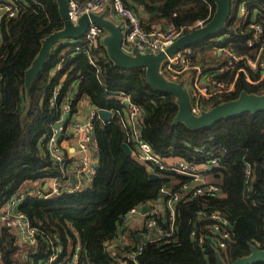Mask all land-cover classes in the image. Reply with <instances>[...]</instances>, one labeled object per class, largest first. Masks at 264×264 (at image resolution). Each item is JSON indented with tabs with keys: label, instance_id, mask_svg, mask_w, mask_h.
Listing matches in <instances>:
<instances>
[{
	"label": "trees",
	"instance_id": "1",
	"mask_svg": "<svg viewBox=\"0 0 264 264\" xmlns=\"http://www.w3.org/2000/svg\"><path fill=\"white\" fill-rule=\"evenodd\" d=\"M9 1L19 4V9L14 15L0 10V210L26 183L46 180L60 173L41 138L57 114L50 98L61 73L66 74V83L78 84V97L87 96L96 107L118 108L119 111L109 121H94L99 164L92 184L55 197H28L19 205L31 223L41 228L37 251L22 243L14 228L0 224V264H43L47 257L45 236L48 234L59 235L63 243L64 256L56 261L57 264L68 261L77 246L79 260L76 264H123L131 249L141 242L144 247L138 257L140 264H217L216 249L221 250L230 264L250 252L251 242L264 247V110L222 119L211 128L192 129L184 123L173 124L178 111L175 96L151 85L144 68L115 66L101 43L94 53L97 66L90 62L87 53H77L67 57L59 75L54 76L44 73L59 59L58 53L52 54L44 72L33 81L27 97L25 71L38 54L42 39L61 28L63 21L56 0ZM238 1L233 0L227 30L236 22ZM248 1L250 10L256 12L258 20L264 24V0ZM124 2L138 12L140 8L147 12V16L139 14L148 30L166 29L171 23L176 27L189 25L208 14L212 16L215 10L212 0ZM243 40H231L235 42L233 49L245 52L244 42H239ZM251 75L258 79L261 72L251 71ZM244 89L264 92V77L254 83L246 80L241 72L231 94L221 100H205V104L211 107L234 99ZM109 90L128 92L141 107V133L155 153L192 158L199 154L194 148L209 150L214 147L219 156V182L224 195L187 201L181 198L170 242L136 239L135 229L127 222L131 217L126 214L136 205L160 202L165 207L160 188L172 177H183L156 170L160 177L152 178L150 164L126 152L123 146L126 112ZM65 93L63 89L60 96ZM248 165L251 186H248L245 171ZM164 207L160 214L153 215L158 216L164 229H168ZM200 208L217 209L229 216L233 242L226 248H218L210 237L209 220L197 214ZM193 229L198 236L203 234L204 242L192 236ZM124 236L132 237L131 241H126Z\"/></svg>",
	"mask_w": 264,
	"mask_h": 264
},
{
	"label": "built area",
	"instance_id": "2",
	"mask_svg": "<svg viewBox=\"0 0 264 264\" xmlns=\"http://www.w3.org/2000/svg\"><path fill=\"white\" fill-rule=\"evenodd\" d=\"M243 1L245 0H241L238 5L234 19L236 22L221 35L220 39L215 38L210 42L205 41L197 45L187 46L171 55L167 54L162 61V71L170 79L184 83L189 92L192 111L195 114H200L210 108L205 104V100H215V98L221 100L224 96L231 94L235 89V81L241 72L244 73L246 80L254 83L259 82L264 77V24L251 15L249 1ZM23 2L27 3V0H23ZM68 2L69 16L74 23L79 22L81 15L84 13L106 12L109 18H112L117 24H121L123 30L122 47L129 53H134L136 50L142 53L147 50H164L180 34L204 23L210 16L208 14V17L181 27H176L171 23L166 29L148 30L144 27L139 12L125 4L124 0H68ZM18 9L19 4L11 3L9 0H0V10L2 12L9 11L10 15H14ZM104 32L105 28L101 24L91 20L87 31L82 37L64 39L62 45L56 49L59 59L48 73L60 72L67 57L71 58L72 55L77 53H87L90 62L97 66V58L94 53L101 43ZM230 38H233L231 40L246 38L248 46L252 47L255 53L244 54V52L235 51L230 46ZM226 40L229 41L226 42ZM211 48L221 50L224 53L225 58L218 69L224 76H227L208 81L203 77L204 65L201 59L205 50ZM251 71H260V78H254ZM66 81V74L61 73L58 80L59 85L55 86L50 98L51 106L57 110V114L50 128L41 138L45 142L51 158L59 167L60 173L52 177L49 191L44 192L43 189H34L29 192L15 193L5 201L0 210V221L4 225L16 229L20 240L33 246L35 251L39 247L38 234L41 232V228L31 223L26 213L19 208V205L28 197L40 198L42 196V198H49L88 187L92 184L96 174V162H99L94 121L103 119L98 110L107 107H93L84 121L71 120L69 122L68 112L72 110L75 103L80 102V98L77 96L78 92L75 86L68 93L60 96L63 90L62 86H65ZM109 91L111 96L124 106L126 112V119L123 122L126 132L124 143L129 145L135 157L141 162L149 163L151 171L164 170L180 174L183 177L170 178L171 181L160 188L161 201L165 202V207L160 202L152 205L145 204L151 209L142 213L141 208L144 205H136L126 214L128 216L129 214L141 212L144 218L142 234L145 241L165 239L170 242L177 221V203L181 198L187 201L196 197L210 199L224 195L222 185L219 182V176L221 175L219 156L214 151V147L209 150L196 147L194 150L199 154L192 158L180 155L164 156L155 153L151 144L143 138L141 133L140 119L143 115L141 107L128 92L123 90ZM110 110L112 117L115 112L119 111L118 108ZM69 125L73 130L74 151H70L69 143H65V140L69 138ZM245 171L248 186H251L250 165L245 167ZM72 176L75 181L71 179ZM177 180L179 182L175 183ZM163 207L166 208L167 212L168 229H164L158 216L153 215L154 213L160 214ZM197 214L204 215L209 220L207 227L211 232L210 237L217 243L218 248H226L229 243L233 242L231 220L225 212L217 209L204 210L200 208L197 210ZM191 234L198 242H204L203 234L198 236L196 229H193ZM45 239L48 246L46 250L47 257L43 264H57L56 261L64 256L63 243L57 234H48ZM143 247L144 242H141L137 247L132 248L123 264H140L138 257ZM76 248L73 249L72 257L65 261V264L77 263L79 252L75 251ZM28 253L29 250L26 255ZM59 264L64 263L60 262Z\"/></svg>",
	"mask_w": 264,
	"mask_h": 264
},
{
	"label": "water",
	"instance_id": "3",
	"mask_svg": "<svg viewBox=\"0 0 264 264\" xmlns=\"http://www.w3.org/2000/svg\"><path fill=\"white\" fill-rule=\"evenodd\" d=\"M56 1L63 26L50 32L42 39L38 54L33 59L31 66L25 71L24 83L27 97L31 91L33 81L42 74L47 67L50 57L57 51L58 47L54 48V45L62 38L78 39L82 37L92 20L101 24L106 29V33L101 37V44H104L107 54L115 66L123 69L142 67L145 69L146 78L151 85L158 90L171 93L175 96L178 111L173 119V124L184 123L192 129L211 128L222 119L244 112L255 113L264 110V92H249L244 89L241 90L238 97L219 102L202 113L195 114L192 111L189 92L184 83L170 79L161 69L162 61L167 54L171 55L182 48L205 42L209 39L220 38L227 31V22L233 10V0H212L215 3V10L212 16L204 23L180 34L164 50H147L144 53L138 50L134 53H129L123 49L122 25L117 24L112 18H109L106 12L84 13L81 15L79 22L74 23L69 16L68 0ZM240 1H238V5ZM98 111L103 119L110 120L112 118L110 109L100 108ZM123 146L126 152L131 154L129 145L124 143ZM98 164L96 162V166ZM149 175L152 178L160 177V174L156 171H151ZM71 179L75 181L73 176ZM150 209L151 207L144 205L141 208V212L144 213ZM249 246L250 252L248 254L236 258L230 264L264 263V247L253 242ZM216 259L217 264H228L219 249H216Z\"/></svg>",
	"mask_w": 264,
	"mask_h": 264
},
{
	"label": "crops",
	"instance_id": "4",
	"mask_svg": "<svg viewBox=\"0 0 264 264\" xmlns=\"http://www.w3.org/2000/svg\"><path fill=\"white\" fill-rule=\"evenodd\" d=\"M237 8H238V6H237ZM139 13L141 15L147 16V12H145V10L142 9V8L139 9ZM251 15H253V18H257L259 16L256 12H253V11L251 12ZM220 38H218V39H220ZM231 39H233V38H230V40ZM234 40H235V38H234ZM227 41H229V40H226V42ZM239 42H244L243 43L244 46H245V52H244V54H252V52H253L252 50L253 49H252V47L248 46L247 39L246 40H243V41H239ZM230 43H231L230 46L233 49L232 45L235 42L230 41ZM209 50H211V54H208L207 55L204 52L202 54V59H201L203 65H204V73H203L204 79L205 80H208V81H212L214 78H221V77L224 78V77H226L227 75L224 76L223 73H221L220 70L218 69L219 66H221V64L223 63L224 53L221 50H218V49H212L211 48ZM74 55H72V56H74ZM209 63H212V64L209 65ZM51 75H53V76L54 75H59V72H56V73L51 74ZM58 80H59V78H58ZM58 80H57V82H58ZM74 86H75V89L78 88V84L76 82H72L71 84L66 83L65 86H62V87L68 93L72 89V87H74ZM77 92H78V90H77ZM79 98H80V102L77 103V104L75 103L74 104V107L72 108V110L68 112V120H69V122L71 120L84 121L86 119L87 115L93 109V107H96V106L92 105L90 99L87 96H80ZM101 120L104 121L105 119H101ZM68 131H69V138H67L65 140V143H69V149H70V151H74L75 147H74V141H73V130L71 129V125H69ZM43 143H45V142L43 141ZM39 182L40 181H35V185L38 184ZM50 187H51V179L50 178H47L43 182L42 189L44 190V189H48ZM23 191H25V190H23ZM128 216L131 217V219H128L127 220V222H130L131 223L128 226L131 229L133 228V229L136 230V231L133 230L135 232V238L136 239L143 238L142 228H143V220H144V218H143L141 212L140 213H135V214H129ZM1 223L2 222L0 221V224ZM127 233H129V232H127ZM124 238H125L126 241H131V238L132 237H130V236H124ZM19 240H20V238H19Z\"/></svg>",
	"mask_w": 264,
	"mask_h": 264
},
{
	"label": "rangeland",
	"instance_id": "5",
	"mask_svg": "<svg viewBox=\"0 0 264 264\" xmlns=\"http://www.w3.org/2000/svg\"><path fill=\"white\" fill-rule=\"evenodd\" d=\"M246 1V0H245ZM245 1H243V2H245ZM106 33V29H105V32H104V34ZM63 40H64V38H62L61 40H59L55 45H54V48H57V47H59V46H61L62 45V42H63ZM230 45H231V43H230ZM253 52H252V54H254L255 53V50H252ZM70 53H72V52H70ZM205 54H211V50H209V49H207L206 51H205ZM70 55V54H69ZM256 56V55H255ZM223 58H225V55H224V57ZM210 64H212V63H209V65ZM53 69V67H50L49 69H47V70H45V73L46 74H48V75H50V76H52L51 75V73H48L49 71H51ZM59 84L58 83H56L55 84V86H58ZM54 86V87H55ZM76 90H78V88H76ZM53 91H54V88H53V90H52V93H53ZM41 142H43L42 140H41ZM132 154L131 155H133V156H135L134 155V153L133 152H131ZM53 159V158H52ZM54 161V160H53ZM55 163V162H54ZM155 171V170H154ZM173 178V177H172ZM171 178V179H172ZM51 179V184H52V178H50ZM43 182H44V180H41L38 184H36L35 185V182H28V183H26L25 185H24V187L22 188V191L23 190H25V191H31V190H34L35 188L38 190V189H42V185H43ZM179 182V180H177L175 183H178ZM50 190V188H48V189H44V192H47V191H49ZM181 200V199H180ZM179 200V201H180ZM178 201V202H179ZM16 230V229H15ZM22 242V241H21ZM22 243H24V242H22ZM28 245V244H27ZM29 246V248L30 247H32V246H30V245H28ZM29 250V249H28ZM27 250V251H28ZM27 251H25V255H26V252ZM65 264V263H64Z\"/></svg>",
	"mask_w": 264,
	"mask_h": 264
}]
</instances>
